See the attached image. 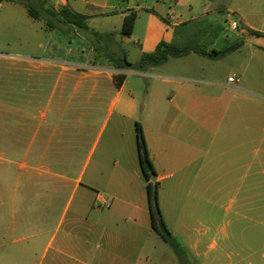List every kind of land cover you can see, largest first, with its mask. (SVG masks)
<instances>
[{"label":"crops","instance_id":"1","mask_svg":"<svg viewBox=\"0 0 264 264\" xmlns=\"http://www.w3.org/2000/svg\"><path fill=\"white\" fill-rule=\"evenodd\" d=\"M167 1L58 3L87 19L100 18L102 26L96 31L113 33L112 50L125 51L135 65L161 42L185 45L177 40L178 29L194 19L195 10L208 17L225 9L222 0H207L208 4L171 0L175 8L169 6L167 12ZM235 1L231 0L228 9L236 14L242 9ZM244 1L251 16L257 15L254 2L259 0ZM131 12L137 14L135 27L131 36H123L124 18ZM184 15L190 18L183 19ZM238 16L250 32L264 37L263 18L257 28L243 14ZM207 29L215 31L216 27ZM245 44L239 40L223 49L236 47L231 55ZM126 45L138 49L135 60H130ZM213 45L210 42L205 50H216ZM261 52L262 46L250 47V57ZM28 64L39 72L37 89L28 93L0 88V264H182L151 228L136 123L143 128L157 173L159 206L168 229L173 236L182 235L188 256L196 264H220L226 249L210 256L203 252V244L212 234L209 248L216 249L218 241L226 244L231 234L215 230L216 226L211 231L189 227L202 221L189 222L187 209L205 200L229 212L251 208L253 198L261 196L257 193L262 190L261 180L253 182L252 177L264 176V123L257 118L263 114L258 111L252 118L250 106L252 98L262 102L264 95L245 87L243 76L235 73L212 80L160 73L155 71L158 67L140 72L88 63L77 68L80 80L76 83V68L54 59ZM240 68L245 73L248 65ZM116 73L126 75L121 86L116 85ZM232 76L237 78L235 83L228 82ZM133 77L149 82L144 88L128 87ZM61 79L65 81L59 87ZM50 81L55 86L45 89ZM77 102L88 108L89 120L105 108L104 128L116 114L111 136L118 139L117 149L103 153L90 172L89 161L78 172L70 170L79 150L73 140L68 139L63 150L60 146L61 123L67 113L79 109L73 105ZM110 157L112 168L107 164ZM61 161L67 162V172L60 173ZM189 200L193 202L190 206Z\"/></svg>","mask_w":264,"mask_h":264},{"label":"rangeland","instance_id":"2","mask_svg":"<svg viewBox=\"0 0 264 264\" xmlns=\"http://www.w3.org/2000/svg\"><path fill=\"white\" fill-rule=\"evenodd\" d=\"M26 1L35 7L41 13L39 19L29 16L27 9L19 1L6 0L0 5V88L13 89L17 91L26 90L28 93L37 89L39 72L31 67L30 62L37 59L56 60L65 64L69 68H76L77 79L80 75L77 71L79 66L89 63L92 66L102 67L110 65V61L103 56L102 51L96 52L95 47L102 46L103 41H97L95 38L88 40L85 36L88 32L100 30L102 21L100 18L91 17L87 19L86 29L82 32L73 29L65 32L59 28L51 30L47 22V13L44 8L60 9L62 5L57 0H21ZM231 0H222V11L201 17L200 10H195L193 20L179 27L177 33L178 42L183 41L184 44H199L203 49H208L210 42H214L211 48L221 50L229 44L243 40L246 44L237 52L227 55L223 58L211 60L208 57L191 53L179 59H170L168 63L159 66L155 71L160 73L178 74L191 78H211L212 80H223L230 73L237 76H243V85L250 90L264 95V52L258 53L256 56L250 57V47L262 46L264 48V37L250 32L244 23L239 20L238 14H243L250 24L260 28L261 19H264V0L255 1L254 5L257 9V15H252L244 0H236L235 2L241 7V12L233 13L229 10ZM201 4H208L207 0H199ZM175 8L174 1H167L166 11H170V7ZM85 8V6H83ZM229 10V11H228ZM82 12V11H81ZM183 19L190 18L187 15ZM237 24V28L232 27V23ZM211 25L216 27L215 31H206ZM84 34V36H83ZM92 47V53L89 48ZM130 49V60H135L138 49L134 45H126ZM112 50V45L110 46ZM255 49V48H253ZM113 51V50H112ZM89 55V56H88ZM246 64L248 68L245 73L241 65ZM73 71V70H72ZM70 80V77H65ZM65 79H61L59 87L63 86ZM84 81V80H83ZM89 80L84 81L87 85ZM149 79L131 78L128 87L144 88L147 86ZM103 80L101 81V84ZM55 83L50 81L45 83V89H51ZM13 98H19L14 96ZM79 107L76 111L67 113L61 123L64 127L62 135L61 150L68 146L67 140H73L79 148L77 150V159L73 161L70 170L78 172L82 170L89 161L88 172L96 164L99 157L103 153H114L116 151V142L118 139L112 137L113 123L116 114L112 115L107 127L104 128V121L107 115L106 109L98 110L97 114L89 120V110L82 103H75ZM261 105V107H260ZM251 116L257 117L264 123V101L259 102L251 99ZM257 112V113H256ZM66 127H69L67 130ZM74 145V144H73ZM110 147V149H109ZM92 155H91V154ZM91 156V159L88 157ZM67 162L61 161L58 166L60 173L67 172ZM114 163L113 157H110L107 164L112 168ZM262 190L257 192V198H253L252 207L245 209H231L226 212L224 208H214L207 202H198V207L187 209V217L189 222L191 219L195 222L190 223L189 227H197L203 231L215 230L228 231L231 234V240L218 241L219 247L210 249L212 242V234L205 240L203 244V252L210 256L218 254L220 249L225 248L226 252L222 255L220 264H264V176H253L252 181H260ZM86 181V178H85ZM188 194L185 192L184 196ZM208 195V194H207ZM192 200L188 204H192ZM197 202H195L196 204ZM164 206V203H162ZM241 211V214L238 212ZM192 213V214H191ZM212 221L223 222L220 225L212 224ZM171 226H174L171 224ZM174 238L187 251L186 245L180 233H176ZM187 261L184 264H196L193 258H190L188 251L186 253Z\"/></svg>","mask_w":264,"mask_h":264},{"label":"trees","instance_id":"3","mask_svg":"<svg viewBox=\"0 0 264 264\" xmlns=\"http://www.w3.org/2000/svg\"><path fill=\"white\" fill-rule=\"evenodd\" d=\"M4 1L6 0H0V4ZM15 1L22 3V5L27 9L30 17L34 19H39L41 17L39 10L30 5L28 2L21 0ZM44 10L47 13L46 19L51 30L59 28L65 32H70L75 29L77 31L79 30V32H82L84 29H86L87 16L73 11L68 5H62L60 9L57 10L49 8H44ZM136 18L137 14L135 12H131L124 18L121 35H132ZM85 37L88 40L95 38L99 42L103 41V45L95 47L94 50L96 52L102 51L103 56H105V58L110 61V65L115 69L136 70L140 72H146L150 68L159 67L167 63L170 58H181L194 53L200 56L208 57L210 59H219L229 55L236 49V47L233 46L223 50H213L211 52H207L199 44H186L182 47H176L166 42H161L154 52L142 55L139 62L133 65L127 59L125 51L117 53L111 50V42L114 41L115 37L113 33H101L99 31H93L88 32ZM114 78L116 85L121 86L126 78V75L124 73H116ZM136 137L140 166L143 176L147 181L151 228L171 246L180 262L184 264L188 260L186 252L168 229L159 206V184L157 181L154 183L151 181V178L154 176L156 177L157 173L149 153L143 128L139 123H136Z\"/></svg>","mask_w":264,"mask_h":264},{"label":"built area","instance_id":"4","mask_svg":"<svg viewBox=\"0 0 264 264\" xmlns=\"http://www.w3.org/2000/svg\"><path fill=\"white\" fill-rule=\"evenodd\" d=\"M57 1L60 2V1H66V0H57ZM232 27L237 28V24L235 22L232 23ZM236 81H237L236 76H232V77L228 78V82H230V83H235Z\"/></svg>","mask_w":264,"mask_h":264},{"label":"water","instance_id":"5","mask_svg":"<svg viewBox=\"0 0 264 264\" xmlns=\"http://www.w3.org/2000/svg\"><path fill=\"white\" fill-rule=\"evenodd\" d=\"M151 181L154 183V182H156V177L154 176V177H152L151 178Z\"/></svg>","mask_w":264,"mask_h":264}]
</instances>
